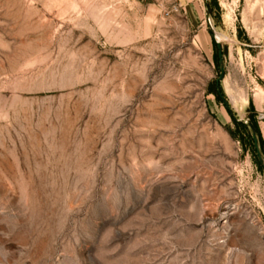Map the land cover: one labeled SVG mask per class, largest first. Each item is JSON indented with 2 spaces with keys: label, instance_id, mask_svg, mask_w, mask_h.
I'll use <instances>...</instances> for the list:
<instances>
[{
  "label": "rangeland",
  "instance_id": "obj_1",
  "mask_svg": "<svg viewBox=\"0 0 264 264\" xmlns=\"http://www.w3.org/2000/svg\"><path fill=\"white\" fill-rule=\"evenodd\" d=\"M217 34L264 143V0H0V264H264Z\"/></svg>",
  "mask_w": 264,
  "mask_h": 264
},
{
  "label": "water",
  "instance_id": "obj_2",
  "mask_svg": "<svg viewBox=\"0 0 264 264\" xmlns=\"http://www.w3.org/2000/svg\"><path fill=\"white\" fill-rule=\"evenodd\" d=\"M215 39H216V46H217V49H218V62H219V69H220L219 77L216 80V88H217L218 96L224 102V104L226 105L227 109L229 110L231 115L235 118V120H237L239 122H243L248 127L249 132H250L251 137H252V140H253V145H254V149H255L257 158H258L259 162L261 163V165L264 168V153H263L261 145H260V138H259L258 130H257L254 122L252 120H241V119L236 118V116L232 112V109H231L229 103L227 102L223 92H222L221 83H222V81H223V79L225 77V74H226V65H225V59H224V52H223L222 43H221V41H219L216 38V36H215Z\"/></svg>",
  "mask_w": 264,
  "mask_h": 264
},
{
  "label": "trees",
  "instance_id": "obj_3",
  "mask_svg": "<svg viewBox=\"0 0 264 264\" xmlns=\"http://www.w3.org/2000/svg\"><path fill=\"white\" fill-rule=\"evenodd\" d=\"M214 42H215V41H214ZM215 46H216V42H215ZM215 59H216L217 65H218V55H217V53H215ZM212 93H214L215 95L218 96L217 90H216L214 87H213ZM253 122H254V124H255L257 130H258V134H259V138H260V145H261L262 151H263V153H264V143H263V140H262V138H261V134H260V131H259L258 124H257V122L254 121V120H253ZM235 124H236V126L238 127V129L244 130V132H245L246 135H247L248 140H249L250 143H251V146L253 147V140H252L251 134H250L249 129H248V127L246 126V124H244L243 122H239V121H237V120H235ZM252 151H253V155H254V157H255V159H256V162H257L258 165L262 168V166H261V164H260V162H259V160H258V158H257V155H256V152H255L254 147H253Z\"/></svg>",
  "mask_w": 264,
  "mask_h": 264
},
{
  "label": "bare ground",
  "instance_id": "obj_4",
  "mask_svg": "<svg viewBox=\"0 0 264 264\" xmlns=\"http://www.w3.org/2000/svg\"><path fill=\"white\" fill-rule=\"evenodd\" d=\"M216 37H217V39H218L219 41L222 40V38H221V36H220L219 34H217Z\"/></svg>",
  "mask_w": 264,
  "mask_h": 264
}]
</instances>
